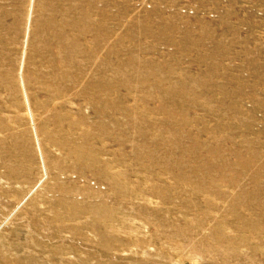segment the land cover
Listing matches in <instances>:
<instances>
[{
	"label": "rangeland",
	"instance_id": "1",
	"mask_svg": "<svg viewBox=\"0 0 264 264\" xmlns=\"http://www.w3.org/2000/svg\"><path fill=\"white\" fill-rule=\"evenodd\" d=\"M0 264H264V0H0Z\"/></svg>",
	"mask_w": 264,
	"mask_h": 264
}]
</instances>
